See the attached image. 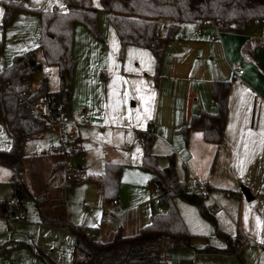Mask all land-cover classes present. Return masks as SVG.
<instances>
[{
  "label": "trees",
  "instance_id": "1",
  "mask_svg": "<svg viewBox=\"0 0 264 264\" xmlns=\"http://www.w3.org/2000/svg\"><path fill=\"white\" fill-rule=\"evenodd\" d=\"M100 8L106 12L119 43L118 57L122 58L126 45L144 48L150 52L154 61L153 83L157 82L162 56L167 42L174 36L179 25L184 22L214 21L221 28L241 31L251 21L264 19V0H98ZM65 10L28 8L23 0H1L5 24L12 11L24 9L35 11L39 17L38 47L44 62L54 65L58 72V88L47 90L45 78L36 89L31 88V76L40 70V62L35 59L33 49L15 54L11 62L0 68V120L9 132V147L0 149V165L10 170L8 183L12 187L13 199L23 208V198L28 195L36 209L40 224L65 229L71 236V264H163L166 254L191 246L194 233L190 232L181 218L174 202V196H180L198 204L200 215L211 222L217 235L224 236L229 245L241 246L244 242L240 233L233 240L225 236L215 225V218L205 206L203 197L188 191L185 182L177 175L174 154H167L165 166L157 164L158 155L151 152L155 139L154 127L146 123L141 141L139 166L150 174V182L157 190L158 203L165 206L162 213L152 214L150 221L130 234H123L117 227L109 239L102 240L96 235L98 226L76 224L68 220L64 210V200L60 198L53 212L47 213L50 206H43L46 200L45 190L34 191L22 178L24 142L45 130H52L50 117L58 113L67 115L70 106L71 80L75 60L72 55L74 25L82 23L95 38L102 40L97 30V8L90 0H63ZM167 19L160 33L157 21ZM229 79H215L211 83L210 95L215 103L213 112L199 111L188 119L181 130L185 138L191 129L200 130L204 141L219 144L222 140L227 114V94ZM20 100L22 93H27ZM47 101L49 116L36 115L30 108L35 97ZM80 146L78 137L72 141ZM80 150V149H78ZM57 153L59 157L50 164L49 175L59 173L63 187L88 181L101 194L103 199L115 200L118 197L120 164L105 162L99 174L87 172L83 165L68 168L64 155L56 151L55 146L46 154ZM43 206V207H42ZM45 207V208H44ZM55 212V213H54ZM8 213L14 215L9 202L0 199V217ZM6 248L0 245V251ZM197 251L215 252L223 249L209 244ZM36 253L45 264H57L39 247Z\"/></svg>",
  "mask_w": 264,
  "mask_h": 264
},
{
  "label": "crops",
  "instance_id": "2",
  "mask_svg": "<svg viewBox=\"0 0 264 264\" xmlns=\"http://www.w3.org/2000/svg\"><path fill=\"white\" fill-rule=\"evenodd\" d=\"M90 1L97 8L98 20H103L101 13L104 10L100 8L99 1ZM23 2L28 8H54L59 11L66 8L63 0ZM260 23L251 21L241 31L216 29L211 24L194 31L191 22L181 23L165 46L155 84L152 78L154 61L150 52L133 45L124 48L120 66L131 57L130 61L136 60L135 65L141 74L132 102V105L139 103L141 106V123L137 129L140 148L147 123L144 125V122L150 119L155 132L151 152L158 155L157 164L166 165V155L173 153L177 175L185 184L192 183L194 179L205 182L208 194L203 197V202L218 208L213 212L216 227L225 236L240 233L244 239L241 246L232 249L234 244L229 245L224 236L216 234L222 239L205 240L200 234L201 240L192 238L190 247L166 254L163 264H166L165 261L169 264H264V243L261 242L264 240V26ZM109 27L107 37L116 52L118 39L112 27ZM159 32H164V27ZM235 64L241 66L242 73L237 74L233 70ZM215 79L230 80L221 142L204 141L201 131L196 129L189 130L184 138L181 128L191 115L215 110L210 95L211 83ZM242 160L245 161L243 172L240 170ZM219 170L222 177L217 175ZM58 175L57 180L47 184V189L63 187ZM149 185L157 200V190L151 182ZM94 197L100 200L102 207L104 202L109 204V212L104 216L110 219L103 221L104 224L96 231L98 238L103 236L104 240L109 239L117 227L123 234H130L147 224L152 214L165 211L150 207L147 219L138 220L136 210L135 214L129 215L132 222L128 230L124 218L128 217L124 216L125 206L120 205L119 193L115 203L103 199L99 192H96V196L92 194ZM146 200L143 197L131 206H140ZM174 204L190 232L205 230L203 226L198 231L197 227L202 225L200 220L193 217V213H187L186 206L193 208L198 206L197 203L180 197L174 198ZM64 210L67 217L65 206ZM139 213L143 215V207H140ZM193 222L197 227H192ZM57 229L69 242L66 251L70 252L71 264V236L63 228ZM207 244L223 250L209 252L194 249ZM51 250L54 248L51 247ZM52 257L56 263H60L55 253Z\"/></svg>",
  "mask_w": 264,
  "mask_h": 264
},
{
  "label": "rangeland",
  "instance_id": "3",
  "mask_svg": "<svg viewBox=\"0 0 264 264\" xmlns=\"http://www.w3.org/2000/svg\"><path fill=\"white\" fill-rule=\"evenodd\" d=\"M101 14L104 19L98 20L97 15V30L104 43L88 33L82 23L76 22L74 26L72 55L75 66L67 118L72 134L70 140L77 136L80 146L63 143V149L69 153H66L64 160L71 165L69 168L83 165L87 172L97 174L103 171L105 162L120 164L118 193L122 201L120 205L125 206L124 216L128 217H124L125 226L129 230L132 222L130 216L135 214L136 210L138 220L139 218L145 220L150 207L165 210V206L159 204L155 194L150 191L149 172L139 166L141 148L137 129L141 123L139 119L141 106L139 103L132 105V102L135 100L136 85L140 82L138 78L141 74L135 65L136 60L130 61L131 57L120 66L122 58L118 57L119 46L115 52L112 41L107 37L110 27L104 11ZM167 21V19L157 21L158 29L162 30L163 24ZM260 24L264 26V21ZM38 35L39 17L34 11L15 9L5 24L2 23L0 15V68L7 66L15 54L33 49L35 59L40 62L41 67L31 76V88L36 89L45 78L47 90H55L58 88L57 68L44 62L38 47ZM79 114H83L84 118L80 119ZM149 121L150 119L146 120L144 125ZM57 143L58 137L52 130L42 131L24 142L22 146L24 182L29 187L32 184L31 188L37 193L45 190L46 200L43 206H50L47 211L49 214L53 213L50 212L53 211L52 204L58 205V200L62 198L69 221L91 227L103 225V221L108 222L110 218L104 216L109 212L108 202H104L102 207L100 200L95 197L93 199L92 194L96 196L98 191L85 179L65 188L61 186L58 189V186L46 188L49 182H54L59 176L58 173L48 175L50 164L59 157V154H46V150ZM8 147L9 132L5 123L0 120V149ZM60 153L64 155V152ZM217 175L222 177V171L219 170ZM9 177L10 170L0 165V199L7 202L13 199L12 187L8 183ZM143 197L147 198L146 202L140 206H131ZM174 198L180 196H174L173 202ZM205 206L207 209L213 206L218 210L212 204L205 203ZM140 207H143V215L139 213ZM186 208L187 213L189 215L193 213V217L198 218L202 224L197 227L193 222L192 227H197L200 231L205 226L203 232H193L194 239L201 240L200 234H203L205 240L222 239L216 235L213 224L201 217L198 206L192 208L187 205ZM19 212L24 214L23 219H15L8 213L0 220V244L6 246L0 251V264H45L36 253V247L53 261L55 260L52 254L55 253L60 262L57 264H70V252L66 251L69 242H66L57 227L38 223L37 209L28 195L23 198V208L13 207L14 214ZM99 238L104 240L103 236ZM51 247L54 248L53 251ZM165 263L169 264L167 261Z\"/></svg>",
  "mask_w": 264,
  "mask_h": 264
},
{
  "label": "built area",
  "instance_id": "4",
  "mask_svg": "<svg viewBox=\"0 0 264 264\" xmlns=\"http://www.w3.org/2000/svg\"><path fill=\"white\" fill-rule=\"evenodd\" d=\"M256 21H260L263 22L264 19H259ZM211 24L213 25L216 29H220L221 26L219 23L214 22V21H209V22H205V21H195L192 23V30L197 31L199 30V28L203 25H208ZM233 70L237 73L240 74L242 73V68L239 64H235L233 65ZM32 89H29V91L27 93H22L20 95V100H25L27 97L28 93H31ZM50 96H48L46 99L42 98V97H35L33 99V101L30 103V108L31 110L38 116H44V117H48L49 116V108L47 107V101L49 100ZM79 118L83 119L84 115L83 114H79ZM51 127H52V131L56 134V136L58 137V143L55 145V149L58 152H64V156L66 155L67 151L63 149V143H71L70 140V136L72 135L69 129V120L67 118V115H64L62 113H58L56 116L54 117H50L49 119ZM73 145V144H72ZM72 147V146H71ZM75 147V146H74ZM72 147V148H74ZM69 154V153H67ZM66 166L69 168L71 165L66 162ZM185 187L188 191L194 192L199 194V196L204 197L208 194L207 188H206V184L205 182H203L202 180L199 179H194L192 181V183L190 184H185ZM113 203H115V200H113ZM17 206V200L16 199H12L9 202V207H14ZM211 213H213L215 211V208L213 206H210L208 209ZM13 217L15 219H23L24 218V214L22 212H19L18 214H14ZM235 238L234 235H232L230 237L231 240H233Z\"/></svg>",
  "mask_w": 264,
  "mask_h": 264
},
{
  "label": "snow or ice",
  "instance_id": "5",
  "mask_svg": "<svg viewBox=\"0 0 264 264\" xmlns=\"http://www.w3.org/2000/svg\"><path fill=\"white\" fill-rule=\"evenodd\" d=\"M61 7L63 8V5L61 4ZM0 15H3V10L0 9ZM251 135V132L249 133ZM262 135H264V133H262ZM137 151H139V149H137ZM244 164H245V161H240V170L241 172H243L244 170ZM262 243H264V240L261 241Z\"/></svg>",
  "mask_w": 264,
  "mask_h": 264
}]
</instances>
